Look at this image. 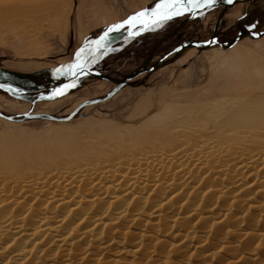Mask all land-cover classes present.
I'll return each instance as SVG.
<instances>
[{"label":"bare ground","instance_id":"6f19581e","mask_svg":"<svg viewBox=\"0 0 264 264\" xmlns=\"http://www.w3.org/2000/svg\"><path fill=\"white\" fill-rule=\"evenodd\" d=\"M64 3L11 0L0 24ZM208 55L215 92L138 127L0 139V264H264V66Z\"/></svg>","mask_w":264,"mask_h":264},{"label":"rangeland","instance_id":"374dc122","mask_svg":"<svg viewBox=\"0 0 264 264\" xmlns=\"http://www.w3.org/2000/svg\"><path fill=\"white\" fill-rule=\"evenodd\" d=\"M80 1L65 0L60 11L52 7L20 20L11 18L2 22L0 67L33 72L65 63L72 59L77 48L91 44L112 24L144 9L150 11L160 2L89 0L80 17ZM9 2L0 0V4ZM108 14L112 21L106 20ZM181 20L150 27L108 51L98 52L91 61L96 69L115 78L131 73L144 63L155 43ZM17 37H21L18 44L22 47L15 43ZM234 46L239 62L264 66V0L224 3L206 9L162 43L150 63V71L126 85L83 76L54 90L37 93L19 95L0 90L1 113L19 116L14 120L0 116V139L23 132L36 136L81 134L84 132L80 130H88L91 122L138 127L160 110L158 102L163 98L172 102L174 95L183 92L201 96L214 93L209 84L221 65L216 60L210 61L208 54ZM31 50L39 54L32 55ZM191 50L192 54L183 60ZM65 85L69 87L62 95H54L55 90ZM144 97L147 102L140 104ZM23 114L30 117H22Z\"/></svg>","mask_w":264,"mask_h":264},{"label":"water","instance_id":"95a60500","mask_svg":"<svg viewBox=\"0 0 264 264\" xmlns=\"http://www.w3.org/2000/svg\"><path fill=\"white\" fill-rule=\"evenodd\" d=\"M247 1H251V0H234V2L231 4L247 2ZM224 3L230 4L228 3V0H216V3L211 7H215L220 4H224ZM208 8L210 7H203V8L194 10V11H184L183 14L174 16L173 18H171L170 20L177 19V18H181L182 20L175 28H173L164 37H162L155 43L147 59L137 70L131 73H128V74L121 75V77L115 78V77H112L111 74L102 72L98 69L89 68L88 67L89 60L94 55H96L98 52L108 51L115 45L124 42L128 38L137 37L143 34L148 29L141 32L139 31V27H137L136 29H130L128 26H125V28L120 31H114V32L109 33V37L106 40L105 47L103 49H100L98 52H94L91 57H88V63L84 67L82 72L81 71L69 72L68 65L74 64L76 62V54L79 52L81 48L85 46L77 48L71 60L66 61L65 63H61L57 66L46 67L44 69H40V70L33 71V72L15 71V70L0 67V85H3V87H0V90L3 92L9 93V94H19V95L28 94V93H37V92L46 91V90H54L70 81L81 78L83 76L96 77L99 79L109 81L110 83L117 84L119 86L126 85L129 81H132L133 79L137 78L141 74L150 71L152 69V67L150 66V63L152 59L154 58L155 53L157 49L159 48V46L164 41H166L171 36L175 35L178 31H180L185 25H187L192 20L197 18L199 14H201L203 11H205ZM119 22L121 21H117L116 23H119ZM105 31H103L100 35H98L93 41L98 40L101 36H103ZM130 31H137L139 32V34L135 36H130L129 35ZM57 69H61V71L57 72ZM0 116L8 120H14L19 117V116L4 115L3 113H1V111H0ZM22 117H30V115L23 114Z\"/></svg>","mask_w":264,"mask_h":264},{"label":"snow or ice","instance_id":"6c2138e0","mask_svg":"<svg viewBox=\"0 0 264 264\" xmlns=\"http://www.w3.org/2000/svg\"><path fill=\"white\" fill-rule=\"evenodd\" d=\"M234 0H228V3H233ZM216 3V0H160L158 4L150 11L144 9L129 16L127 19L113 24L104 32L98 40L92 41L91 44H86L85 47L81 48L76 54V62L68 65L69 72L83 71L84 67L88 63V57H91L94 52H98L103 49L106 44V40L109 37V33L118 31L125 26L130 29H136L139 27V31H145L150 27H159L165 21L170 20L174 16L183 14L184 11H194L203 7H211ZM137 31H130V36L138 35ZM61 69H57L60 72ZM3 87V85H0ZM69 85H65L63 89H57L54 95H62L64 90Z\"/></svg>","mask_w":264,"mask_h":264},{"label":"flooded vegetation","instance_id":"af4514ba","mask_svg":"<svg viewBox=\"0 0 264 264\" xmlns=\"http://www.w3.org/2000/svg\"><path fill=\"white\" fill-rule=\"evenodd\" d=\"M124 28H125V27H124ZM124 28H121L120 30H122V29H124ZM120 30H118V31H120ZM131 38H132V37H131ZM161 45H162V44H161ZM161 45H160V46H161ZM160 46H159V47H160ZM91 60H92V58L89 60L88 67H89V68H92V69H96L95 66H94V63H93ZM144 62H145V61H144Z\"/></svg>","mask_w":264,"mask_h":264}]
</instances>
